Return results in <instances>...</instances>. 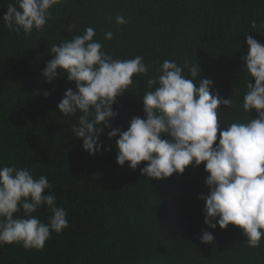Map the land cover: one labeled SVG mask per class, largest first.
Returning a JSON list of instances; mask_svg holds the SVG:
<instances>
[{
  "label": "trees",
  "instance_id": "1",
  "mask_svg": "<svg viewBox=\"0 0 264 264\" xmlns=\"http://www.w3.org/2000/svg\"><path fill=\"white\" fill-rule=\"evenodd\" d=\"M14 2L0 0V167L47 177L69 226L52 232L42 251L0 246V264H264V238L249 247L238 226L212 229L204 223L205 201L198 198L209 193L204 163L165 179L148 178L140 171L148 162L135 170L128 162L117 164L119 134L108 137L112 129L126 131L133 117L145 118L143 95L154 90L147 80L159 75L164 60L197 64V79H210L211 92L232 99V107L217 110L221 127L258 118L255 109H243L247 82L255 80L243 71L242 56L249 51L248 35L264 44V0H62L44 29L28 35L10 31L2 19ZM117 16L127 23L116 24ZM89 27L106 54L141 56L148 67L116 97L118 115L111 128L100 125L95 155L72 132L80 113L64 117L58 109L75 82L66 72L51 82L42 75L54 58L52 46ZM188 71L184 76L192 79ZM33 215L46 223L52 213L43 206ZM203 231L213 234L211 244L201 242Z\"/></svg>",
  "mask_w": 264,
  "mask_h": 264
},
{
  "label": "clouds",
  "instance_id": "2",
  "mask_svg": "<svg viewBox=\"0 0 264 264\" xmlns=\"http://www.w3.org/2000/svg\"><path fill=\"white\" fill-rule=\"evenodd\" d=\"M60 3L62 0H15L7 5L2 19L10 31L19 35L22 30L28 35L43 30L51 9ZM115 22L127 23L123 16H117ZM251 27H257L256 21ZM95 35L89 27L82 35L54 44V58L42 72L48 82L61 72L75 82V90H66L58 109L64 117L80 113L72 132L83 140L82 147L90 155L100 150V125L111 128L109 121L118 115L112 107L116 97L133 84L134 76L148 73L143 57L114 59L94 40ZM105 38L111 40L113 33L106 32ZM246 43L249 51L242 56L243 71L255 83L247 82L243 109L248 113L255 109L258 118L221 127L217 110L232 107V99L211 92L210 79L198 80L201 69L197 64L178 66L164 60L159 75L147 80L148 88L154 90L143 95L145 118L133 117L126 131L112 129L108 137L119 134L117 164L128 162L135 170L142 161L148 162L140 169L148 178L165 179L183 174L189 165L204 163L209 193L198 197L205 201L204 223L212 229L238 226L248 246L259 247L264 238V44L251 35ZM185 68L192 79L185 78ZM51 192L52 184L44 175L36 178L28 168L0 167V246L21 244L42 251L52 232L59 234L69 226L66 210L57 206ZM43 206L52 213L46 223L33 215ZM21 210L23 217H17ZM200 240L211 244L214 236L203 231Z\"/></svg>",
  "mask_w": 264,
  "mask_h": 264
}]
</instances>
